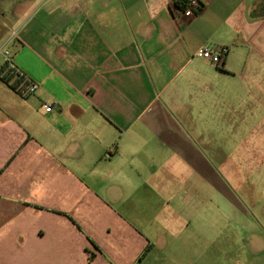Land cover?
<instances>
[{"label": "crops", "instance_id": "1", "mask_svg": "<svg viewBox=\"0 0 264 264\" xmlns=\"http://www.w3.org/2000/svg\"><path fill=\"white\" fill-rule=\"evenodd\" d=\"M201 1L0 0V264H264V0Z\"/></svg>", "mask_w": 264, "mask_h": 264}, {"label": "built area", "instance_id": "2", "mask_svg": "<svg viewBox=\"0 0 264 264\" xmlns=\"http://www.w3.org/2000/svg\"><path fill=\"white\" fill-rule=\"evenodd\" d=\"M183 9H179V13L187 18L198 15L203 9L201 0H182ZM10 30V38L3 42L0 46V54L4 56V63L0 70V76L21 96L29 97L37 92L39 83L31 79L23 70H21L15 62L14 53L9 47L10 40L16 36L17 32L12 28ZM229 49L226 46H208L204 45L199 48L195 55L209 61L217 67H221ZM46 111H52L51 104L45 105Z\"/></svg>", "mask_w": 264, "mask_h": 264}, {"label": "rangeland", "instance_id": "3", "mask_svg": "<svg viewBox=\"0 0 264 264\" xmlns=\"http://www.w3.org/2000/svg\"><path fill=\"white\" fill-rule=\"evenodd\" d=\"M261 125V127L263 128V123H256L253 122L251 124L252 128H254L255 126ZM262 133H263V129H261ZM264 136V133H263ZM263 136H255V138H252L250 140H248V144L251 147V150L253 151H261V153H263V149H264V137ZM219 142L221 144V147L226 150H228V152H230L232 149L235 151L236 149H243V145H241V143H239V140H233V139H219ZM247 149V148H246ZM247 157L251 158L252 160L254 159V153L251 152L250 155H246ZM246 164H242L239 169L236 172V178L237 180L244 182V181H248V180H262L263 181V195L261 197H256L257 205L256 207H258L257 209H251L249 208L252 212H254L255 215H257L258 221H263L264 222V166H261L259 164H253L254 167L253 169L250 167L248 169H246L245 167ZM250 204V203H249ZM251 206H255V203H251Z\"/></svg>", "mask_w": 264, "mask_h": 264}, {"label": "trees", "instance_id": "4", "mask_svg": "<svg viewBox=\"0 0 264 264\" xmlns=\"http://www.w3.org/2000/svg\"><path fill=\"white\" fill-rule=\"evenodd\" d=\"M176 5L180 8L183 9L184 5L182 4V0H176Z\"/></svg>", "mask_w": 264, "mask_h": 264}]
</instances>
